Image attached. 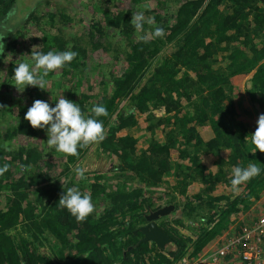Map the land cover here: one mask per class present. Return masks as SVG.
Wrapping results in <instances>:
<instances>
[{
  "label": "trees",
  "instance_id": "1",
  "mask_svg": "<svg viewBox=\"0 0 264 264\" xmlns=\"http://www.w3.org/2000/svg\"><path fill=\"white\" fill-rule=\"evenodd\" d=\"M172 1L173 4L178 2ZM115 2H86L93 8L91 28L82 34L71 35L63 27L75 17L65 6L41 13L32 6L22 27L13 30L10 19L19 17V13L27 9L19 8L18 0H0V34L5 35L0 64L21 42L40 40L42 45L35 48L36 52L78 53L61 69L69 75V81L73 80V75L81 74L86 64L90 70L87 61L90 52L100 47L115 54L125 47L128 66L123 74L110 73L112 90L97 99L85 90L74 88L68 94L67 100L77 103L86 117L93 115L90 111L93 106L107 108V117L96 118L103 122L105 129V139L99 145L121 158L111 176L101 172L94 174L98 182L90 185V196L99 200L106 197V200L103 212L97 214L94 207L84 222H77L59 206V198L71 187V182L64 185L55 179L57 160L46 157L38 145L12 142L18 134L36 138L46 131L33 129L24 119L32 106L25 100L46 99L45 90L27 86L21 93L23 100L15 109L12 106L9 113L0 110L2 121L9 115L14 116L0 128V167L9 166L8 171L0 175V264H178L185 254L199 253L220 236L264 192V153L258 150L255 155L250 153L252 146L245 137L256 128L251 129L238 118L231 82L236 73L252 72L247 92L256 104L258 114H264V0H180L175 13L177 20L172 24L168 23V17L174 14L170 13L171 0H158L159 7L149 8L147 12L149 19L154 18L155 25L164 29L163 38L145 36L150 25L147 22L143 24V32L137 33L130 23L129 13H114ZM97 11L103 13L105 24L97 17ZM149 19L145 18L146 21ZM31 22L36 23L39 36L28 35L26 28ZM115 30L121 34L125 46L116 45L112 49L100 39ZM173 41L178 50L157 61L158 52ZM219 52L227 61L225 69L214 68ZM21 62L32 66L34 61L10 59L5 66L6 79L0 82V92L14 82V68ZM149 69L151 75L141 83ZM192 71L196 72V77L192 76ZM60 81L62 83L64 79L60 77ZM205 88L208 92L204 93ZM195 91L197 97L193 98ZM2 95L12 104L10 95ZM182 99L187 103L184 104ZM48 103L50 107L56 105ZM186 104L188 109L180 117ZM160 105L169 114L159 120L155 119L151 109ZM135 110L148 112V118L154 119L153 124L147 125L152 129L162 122L170 124L174 115L173 124L179 121L184 125L183 140L172 128L173 132L167 134L165 141H155L150 148L137 153L138 138L130 133H118L138 123ZM206 124H210L213 131L208 139L197 129V125ZM175 147L182 159H188L186 162L170 160L171 149ZM87 148H78V156H67L65 170L76 164ZM225 149L226 157H222ZM203 154H215L217 171L209 169ZM250 163L261 169L260 174L240 185L239 191H233L230 183L232 168L247 167ZM172 170L176 175L175 184L165 195L167 202L174 204V209L157 219L171 237V243L163 248L151 240L139 242L143 237L140 227L148 222L147 215L163 205L155 202V195L146 187L162 184L165 174ZM112 177L122 179L123 183L108 184L107 180ZM134 179L142 185L129 182ZM194 181L203 184L200 191L178 201L175 191L185 194ZM222 185L230 187V191L216 193ZM79 190L87 194L82 183ZM180 205L181 214L170 218ZM186 217L190 224H185ZM196 218L200 223L193 225ZM181 226H191L193 234L183 232ZM44 238L51 242L49 253L40 251Z\"/></svg>",
  "mask_w": 264,
  "mask_h": 264
},
{
  "label": "rangeland",
  "instance_id": "2",
  "mask_svg": "<svg viewBox=\"0 0 264 264\" xmlns=\"http://www.w3.org/2000/svg\"><path fill=\"white\" fill-rule=\"evenodd\" d=\"M48 2L49 3H47L46 0H18L17 5L19 6V8H22V10L23 9H27V10H23L22 13H19V17H14L10 19L11 21L10 23L13 27V30H16L22 27L23 23L25 22V17L28 15L30 11L29 8L32 6H33L32 8L34 9L36 8L38 11H40V13L46 9H56L58 7L65 6L68 9V11H71L74 14L73 17H75L74 19L67 22L68 24L66 23V25L63 27L65 32H68V34L71 33V35H75V34L79 35V34H82L83 31L87 32L91 28L90 27V23L92 20L91 18H93V14L91 12L93 11V8L90 5H88L89 3L88 4L86 3V2H90V0H50ZM171 3L173 4L174 1L171 0ZM177 3H180V0H178ZM177 3L173 4V7H172V4L169 3L170 10H171L170 13H174L168 17L169 24H172L175 20H177L175 16L176 15L175 13L177 12L176 9L178 6ZM114 4L115 5L117 4L115 8L113 7L114 13H117L118 11L127 12L129 13L128 15H130V19H132L133 13H136V12H143L145 18L148 17L149 19L147 10L149 8L159 7L158 0H116ZM97 13H98L97 17L100 18L102 22L105 24L103 13H100L99 11H97ZM162 15H164V13H162ZM26 29L29 30L28 35L39 36V34H41L38 31V28L36 27V23L34 22L29 23ZM153 30L154 28L149 25V27L147 28L145 32V36H148V37L152 36ZM114 32H111L109 36L106 35L105 37H101V39L99 35V39L101 40V42H103L104 45L109 44V46H111L112 49L116 45L125 46V41H121L123 39L121 34H118L119 32H117L116 30ZM41 45H42V42L40 40H33L29 42L25 40L24 42H21L20 46L16 49V51L9 54V56L6 59H3V62L0 64V82L5 78V75H6L5 66L7 65L6 63L10 59H16L17 61L25 60L26 62H29L33 60L31 56L32 51H33V46L40 47ZM124 48H122V52H120L119 54H115L112 51L104 50V47H100V48H97L91 51L90 56L87 59V61L90 64V70H88L87 64H86L85 69L83 70L81 74H79L78 76L73 75L74 78L72 81L68 80L69 75L61 72V69L57 70L56 72L51 73L50 74L51 76H49L47 79V84H46V89H45V96L48 101L45 98L40 99V100L45 101L47 103L48 102L56 103L62 96L65 99H68V94L71 88H74L77 90H85V92L93 94L94 98L96 99L99 98L103 93L107 92V90H109L108 92H110L113 86L112 80L110 78V73L113 71L116 74H123L128 67L127 60L125 59L126 50ZM178 48L179 47L174 41L168 42L158 52L156 60L157 61L163 60L166 56H168V54L171 51L176 52ZM221 54L222 53L219 52L215 62L213 63L215 69L217 68L225 69L227 65V61H225L222 58ZM31 65H34V62ZM181 73L183 74V72ZM150 75L151 74H150V69H149V73L146 72L143 79L141 80V83H143L144 80H146V78ZM192 76L196 77L195 71H192ZM251 76H252V72L251 73H236L231 77V82H232V90H233L232 93L234 95V100L236 102L235 105H236V109L238 113V118L240 120H244L245 123L248 126H250L251 129H254V128H257L259 110L257 109L256 104H254V102L249 98V95L247 92V89L251 84L250 82ZM60 77L64 79L62 83L60 81ZM101 80L105 82L103 83V81L101 82ZM12 84L9 87L7 86L3 87L2 85L3 89H1V92H0V110H5V113H9V109L12 106L15 109L17 104L23 100V96L21 95V93L18 92L17 89ZM89 85L91 86V88L88 87ZM203 92L204 93L208 92V89L205 88ZM2 94L10 95L12 104H9V102L3 97ZM196 97H197V94L195 91L193 93V98H196ZM35 100L36 99L28 98L25 101L32 105ZM181 101L184 104L187 103L186 99H182ZM185 106L186 107H184L179 113L180 117L188 109L187 108L188 105L186 104ZM151 112L153 113L154 116H156L155 119L159 118V120L160 118L161 119L165 118V116L169 114L163 105L154 107L153 109H151ZM135 114L137 116L138 123L132 127L124 128L120 130L118 133L119 135H125L127 133H130L138 138V141L136 144L137 153L141 154L142 152L150 148L151 143H154L155 141L156 142L165 141L167 134L168 133L170 134L171 132H173L171 131L172 128H175L174 133L176 134V136H178L179 139L183 140L182 135H183L184 125H182L179 121L173 124V120L175 119L174 115L171 119L170 124H166L165 122H162L158 124L157 126H155V129H152V128H148L147 125L149 123L153 124L154 119L152 117L148 118L147 116L148 112L135 110ZM171 114H174V112ZM190 114H193V113H190ZM13 117L14 116L12 114V115H9L8 117H5L3 121L0 120V124H1L0 128H3L4 126H6L8 122H11L13 120ZM197 129L199 133H201V135L205 139H208L213 134L210 124H206L204 126L197 125ZM47 138H48L47 131H43L41 137H36V138L35 137L29 138L25 135L18 134L16 138L12 140V142L16 145L24 144V143L38 145L39 148L43 150V154L46 157L48 158L51 157L52 160L54 159L57 160L58 166H56L54 170H56V173H58V175L57 177H55V179H58L64 185L71 182V187H77V188H79L82 183V186H84L85 192L88 195H91L92 193V190L89 187H91L94 183L98 182L96 181L94 174L101 172V173H105L111 176L114 172L112 170L116 167V164L120 162V159H121L120 157L115 155L112 151L104 150L99 144H94V145H90L87 149H85V151L78 158V161L76 164H71V167L68 170H65L66 168L65 163L67 162L68 157L65 156L64 154L56 152L54 147L50 148L46 142ZM226 154H227V150L225 149L223 150L221 156L226 157ZM202 156H203V161L208 165L209 169H211L212 171L218 170L219 166H218V161H216L215 154H203ZM170 160L173 162H176V161L186 162L188 159L187 158L182 159L180 157V151L178 150L177 147H175L171 149ZM76 167H81L85 169L84 179H80L77 177L74 171ZM175 179H176V175L174 174V170H172L170 174H165L164 182H162V184L157 185V186H152V187L147 186L146 189L148 188V190L150 191L152 190L156 198L155 202L157 201V202L164 203V204L169 203L167 202L168 196L165 195V192L173 190L172 185L175 184ZM121 180L122 179H116L112 177L109 179V181L107 180V183L108 184L115 183L117 185L118 183H121V182L123 183V180L122 181ZM103 181L104 180H102V182ZM129 182L136 184V185L137 184L142 185V183L138 179H134ZM202 186L203 184L201 182L194 181L188 186L187 192L185 194H181L175 191V193L178 196V201L186 200V198L189 195L200 191ZM222 191L229 192L230 187L222 185V187L220 186L219 188H217L215 192L219 193ZM91 199H92V203L94 207L97 208L95 209V211H97V214L102 213L104 209V204H105L104 200H106V197L101 198V200L97 198L95 199L91 198ZM181 207L182 205L178 207L176 212L170 215V218H172L173 216L175 217V216L180 215ZM261 208L262 207H260L257 204L253 205L249 210L244 211V213H241L238 216L248 217V218H252V216L256 217L257 215L260 214L261 211L264 210V207L262 209ZM239 217L237 218L239 219ZM159 221L160 220H158V222ZM184 222L185 224L191 223L190 220L187 219V217L184 218ZM198 223H200V220L196 218V222H194L193 225L198 224ZM231 224L227 229H230ZM116 228L118 229L117 225H115V229ZM181 230L188 234H191L193 232L191 229V226L190 227L181 226ZM189 246L192 247L193 245L190 244ZM40 249H41L40 251L44 253L51 251L52 250L51 242H49L48 240L44 238L43 243L40 246ZM188 251L189 249L187 250V252Z\"/></svg>",
  "mask_w": 264,
  "mask_h": 264
},
{
  "label": "clouds",
  "instance_id": "3",
  "mask_svg": "<svg viewBox=\"0 0 264 264\" xmlns=\"http://www.w3.org/2000/svg\"><path fill=\"white\" fill-rule=\"evenodd\" d=\"M147 22L153 28V38H163L164 29L156 26L154 18L145 20L143 12L133 13L131 24L137 33L143 31V24ZM5 35L0 34V55H3L5 45L2 42ZM33 46L32 59L34 65L21 62L14 68L12 84L18 92L23 93L27 86L46 89V77L50 73L62 69L70 64L78 55L74 51L53 52L46 54L36 52ZM70 47V46H69ZM6 59V58H5ZM92 116L86 117L77 103L65 99L63 96L56 102L55 107L42 100H35L28 108L24 119L28 121L33 129H46L47 144L50 148L65 156H78V148H87L90 145L99 144L105 139L103 122L96 119L108 116V110L103 105L91 108ZM245 141L252 146L250 153L256 154L257 150L264 153V114L259 115L257 128L254 133L245 137ZM9 166L5 164L0 167V175L8 171ZM80 179L85 178V169L76 167L74 169ZM261 169L250 163L247 167L234 166L232 168L231 187L233 191H239V186L258 176ZM59 206L66 209L77 222H84L93 213L94 205L91 196L83 194L77 187H69L63 191L59 198ZM236 220V219H235Z\"/></svg>",
  "mask_w": 264,
  "mask_h": 264
},
{
  "label": "built area",
  "instance_id": "4",
  "mask_svg": "<svg viewBox=\"0 0 264 264\" xmlns=\"http://www.w3.org/2000/svg\"><path fill=\"white\" fill-rule=\"evenodd\" d=\"M178 264H264V210L256 217L237 218L230 229Z\"/></svg>",
  "mask_w": 264,
  "mask_h": 264
},
{
  "label": "water",
  "instance_id": "5",
  "mask_svg": "<svg viewBox=\"0 0 264 264\" xmlns=\"http://www.w3.org/2000/svg\"><path fill=\"white\" fill-rule=\"evenodd\" d=\"M174 209V204H168L161 206L147 215V224L140 227L143 232V237L141 241L151 240L156 242L160 247H166L168 243L171 242V237L166 233L164 229L160 227L157 219L163 215L168 214Z\"/></svg>",
  "mask_w": 264,
  "mask_h": 264
},
{
  "label": "crops",
  "instance_id": "6",
  "mask_svg": "<svg viewBox=\"0 0 264 264\" xmlns=\"http://www.w3.org/2000/svg\"><path fill=\"white\" fill-rule=\"evenodd\" d=\"M259 205L260 207H264V192L262 193V195H261V197H260V199H258L256 202H255V204L254 205ZM261 208V209H262Z\"/></svg>",
  "mask_w": 264,
  "mask_h": 264
},
{
  "label": "flooded vegetation",
  "instance_id": "7",
  "mask_svg": "<svg viewBox=\"0 0 264 264\" xmlns=\"http://www.w3.org/2000/svg\"><path fill=\"white\" fill-rule=\"evenodd\" d=\"M168 204H171V203H165V204L163 203L162 206H164V205H168ZM160 207H161V206H160ZM154 210H155V209H154ZM151 211H153V210H151ZM148 222H149V221H148ZM148 222H147V223H148ZM147 223H144V225L147 224ZM170 243H171V242H170ZM170 243H168V245H169Z\"/></svg>",
  "mask_w": 264,
  "mask_h": 264
}]
</instances>
